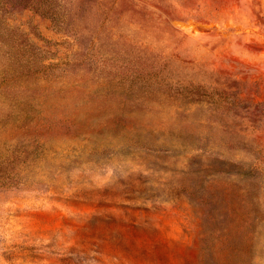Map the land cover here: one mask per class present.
Masks as SVG:
<instances>
[{"label": "rangeland", "instance_id": "1", "mask_svg": "<svg viewBox=\"0 0 264 264\" xmlns=\"http://www.w3.org/2000/svg\"><path fill=\"white\" fill-rule=\"evenodd\" d=\"M0 264H264V0H0Z\"/></svg>", "mask_w": 264, "mask_h": 264}]
</instances>
